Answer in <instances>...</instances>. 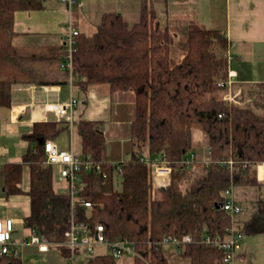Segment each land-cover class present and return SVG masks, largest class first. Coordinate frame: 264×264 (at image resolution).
<instances>
[{
    "label": "trees",
    "instance_id": "1",
    "mask_svg": "<svg viewBox=\"0 0 264 264\" xmlns=\"http://www.w3.org/2000/svg\"><path fill=\"white\" fill-rule=\"evenodd\" d=\"M45 2L0 0V107L11 106L15 83L70 82V72L61 68L63 45L23 54L13 43L16 12L43 10ZM165 2L142 0L140 18L134 23L121 13L105 12L93 35L77 36L74 86L87 91L103 85L110 94L133 91L134 114L129 130L133 149L126 161L117 164L102 160L106 139L100 121H75L81 151L102 162L100 173L83 174L80 195L91 202V209L77 205L76 211L78 219L89 212L87 218L102 224L108 237L132 241L143 257H133V264H169L158 241L164 235L187 234L194 240L180 246L181 258L190 264H221L223 251L201 239L207 234L224 236L231 224L222 208L227 188L260 186L257 166L264 163V83L248 94L252 101L243 105H230L221 96L229 76L230 41L218 29L192 26L186 53L174 63L173 38L159 18L158 5ZM194 127L208 137L209 162L187 163L193 154ZM63 131L58 121L35 122L23 135L28 147L22 162L7 163L3 172V192L10 197L24 192L23 167H29L31 214L24 225L48 241L66 238L71 215L68 194L54 187L55 167L46 163L44 148L48 139L58 138ZM161 162L171 167V180L166 198L155 200L152 170L154 163ZM117 176L120 189L115 188ZM237 226L244 235L264 233V198L257 200L251 217ZM11 263L0 257V264ZM89 263L117 264V259L98 254Z\"/></svg>",
    "mask_w": 264,
    "mask_h": 264
},
{
    "label": "crops",
    "instance_id": "2",
    "mask_svg": "<svg viewBox=\"0 0 264 264\" xmlns=\"http://www.w3.org/2000/svg\"><path fill=\"white\" fill-rule=\"evenodd\" d=\"M141 3L142 0H78L70 11L62 0H46L43 10L16 12L14 27L17 33L13 43L23 54L46 52L49 47L63 45L64 33L70 20L80 33L91 36L105 12L121 13L130 23L138 21ZM158 8L161 23L168 26L173 38L171 57L174 63L180 62L186 53V36L192 26L218 29L224 31L230 41L226 55L230 57L229 75L233 80V88H241L249 94L257 85L264 83V0H166ZM11 94V106L0 107V220L13 219V239L20 242L32 235L31 228L24 225L25 217L31 214L27 194L30 170L24 165L23 175L25 172L27 177L23 182L22 176L21 187L24 192L10 197H6L3 192V172L7 163L22 162L28 147L23 135L32 130L35 122L58 121L64 131L54 139L55 143L61 148L72 146L81 151V139L74 127L70 130L64 119L48 107L74 96L78 100L74 110L75 121L80 118L100 121L106 139L102 160L113 164L126 161L133 149L129 130L134 114V92L118 91L110 94L108 88L101 85L82 91L70 80L67 85L50 86L15 83ZM221 94L225 97L226 90ZM126 115L128 145L120 150L116 146L109 148L107 143L112 140L109 141L111 128L108 124L113 118H118L114 123L121 126L124 124L121 119ZM192 140V152L196 160L209 162L207 135L194 127ZM257 178L260 186L234 187L235 198L243 208L237 216V223L249 219L256 209L257 200L262 198L263 166L257 167ZM56 179L59 180L55 174ZM59 182L66 184L64 180ZM152 195L155 200L165 199L166 188L153 186ZM163 248L169 264H190L188 259L178 255L177 247L171 245ZM68 253V248L63 245L51 246L48 252H40L35 245H25L22 247L21 258L15 260L14 264H67Z\"/></svg>",
    "mask_w": 264,
    "mask_h": 264
},
{
    "label": "built area",
    "instance_id": "3",
    "mask_svg": "<svg viewBox=\"0 0 264 264\" xmlns=\"http://www.w3.org/2000/svg\"><path fill=\"white\" fill-rule=\"evenodd\" d=\"M62 1L67 4L70 11L72 6L78 2V0ZM79 34L80 31L70 20L64 33L63 46L65 54L61 68L70 72L71 82L77 78L72 72L73 57L77 48L76 42ZM225 84L227 87L224 99L228 104L243 105L246 102L252 101V97L246 94L243 89L233 88V80L230 75ZM77 104L78 100L74 96H70L68 99L50 104L48 107L55 110L64 119V122L68 124L70 130H72L75 123L74 110ZM44 148L46 163L53 165L56 177L59 180H64L67 184L66 193L70 199L71 215L68 229L65 232L66 238L63 241H48L31 229L32 235L30 238L19 242L13 239V219H2L0 220V257H5L9 261L18 260L21 258L22 247L25 245H35L40 252H48L51 246L63 245L69 250L68 256H66L67 264H77L79 261H82V264H89V259L95 256L93 254L97 247H104L107 251L105 254H109L116 259L122 256L143 258L135 248L134 243L129 239L108 237L104 232L102 224L92 223L87 218L90 215L89 212H87L86 218L78 219L77 205H81L86 210L92 207L91 202L83 200L80 195L84 184L83 174L91 172L100 173L102 171V162L95 160L90 152L84 153L75 150L72 146L61 148L52 139H48L45 142ZM194 159H196V156L192 154L187 163ZM228 164L229 167H232L233 161H229ZM260 165L257 167L260 168ZM262 166L264 167V165ZM117 168L119 169L118 166ZM171 172V167L167 163H154L152 170L153 186L155 188H166L171 180ZM157 175H161L162 177L158 178ZM117 177L120 179V176ZM225 196L226 200L222 208L230 216L231 224L225 228L224 236H211L207 234L201 239V242L223 251L221 264H235L236 254L241 249L245 236L236 222V217L242 213L243 208L235 198L233 186L225 190ZM193 240L190 234L182 237L164 235L158 243L162 246L173 245L179 249L181 245L191 243ZM86 255L89 256L87 259H85Z\"/></svg>",
    "mask_w": 264,
    "mask_h": 264
},
{
    "label": "rangeland",
    "instance_id": "4",
    "mask_svg": "<svg viewBox=\"0 0 264 264\" xmlns=\"http://www.w3.org/2000/svg\"><path fill=\"white\" fill-rule=\"evenodd\" d=\"M103 86V85H101ZM222 96V94H221ZM108 114V113H107ZM118 118H113L110 122L109 127L111 128L109 131V141L111 143H107L108 147L116 146L120 150V148H124L128 145L129 135L127 133V115L121 119V122L124 121V124L120 126V124L114 123ZM126 123V124H125ZM108 142V139H107ZM261 168V167H260ZM263 169V168H262ZM27 179L26 173L23 175V182ZM64 183V182H63ZM60 183L59 180L54 181V187L59 192H66L67 184ZM115 188H121V182L116 181ZM257 195H260L257 192ZM261 197L264 198V190H262ZM236 222L238 219L236 217ZM107 251L104 247L95 248L93 255L105 254ZM89 256H85L87 259ZM77 264H82V261L77 262ZM94 264V263H90ZM117 264H133V258L130 256H122L117 258ZM235 264H264V233L258 235H245L242 241V247L236 254Z\"/></svg>",
    "mask_w": 264,
    "mask_h": 264
},
{
    "label": "bare ground",
    "instance_id": "5",
    "mask_svg": "<svg viewBox=\"0 0 264 264\" xmlns=\"http://www.w3.org/2000/svg\"><path fill=\"white\" fill-rule=\"evenodd\" d=\"M262 167V166H261Z\"/></svg>",
    "mask_w": 264,
    "mask_h": 264
}]
</instances>
